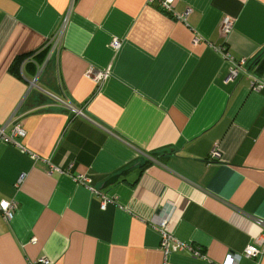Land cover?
Wrapping results in <instances>:
<instances>
[{
  "label": "crops",
  "instance_id": "obj_1",
  "mask_svg": "<svg viewBox=\"0 0 264 264\" xmlns=\"http://www.w3.org/2000/svg\"><path fill=\"white\" fill-rule=\"evenodd\" d=\"M221 48L253 73L264 0H0V126L26 133L0 142V264H264V89Z\"/></svg>",
  "mask_w": 264,
  "mask_h": 264
},
{
  "label": "built area",
  "instance_id": "obj_2",
  "mask_svg": "<svg viewBox=\"0 0 264 264\" xmlns=\"http://www.w3.org/2000/svg\"><path fill=\"white\" fill-rule=\"evenodd\" d=\"M174 0H158L159 5L161 6V8L163 10H171L172 8V4H173ZM183 16L180 15V17ZM232 23H233V19L231 17L225 16L221 19V21L219 22L218 28L219 31L221 33H223L224 35L226 33H228L231 28H232ZM200 40V37L196 36L193 41L197 42ZM114 47H118L119 46V42L116 40H113L112 42ZM221 54L222 57L224 59H226L229 63L228 66V73H227V80L229 79H233L235 77H237V75L240 73V71L248 74V76L251 79V87L254 90H262L264 89V82L258 78L255 74H253L255 72V67L253 68V66L257 65V62L253 63L250 66V69L253 71V73H249L248 69L245 67L246 66V60L244 58H240V59H236L235 57H233L227 50L226 48H221ZM88 75L90 76V78L95 81V82H99L101 80H103L106 76L107 73L105 71L102 70H97L94 69L93 67H91L88 71ZM57 101H59V103H61L62 105H64V107L75 114H80L81 111L79 109H77L76 107H74L73 105H70L69 103L63 102L60 98L58 97H54ZM12 127H10V130H6V125H2L0 126V142L2 143H14L17 144L22 150H24L20 144H18L16 142V138L18 137H24L25 136V131L24 129H22L21 125L16 121V119L12 120ZM211 156L212 157H218L219 153L217 150L213 149L211 152ZM52 170H58V167H54L51 166ZM74 180L80 184H83L87 189H89L90 191L96 193V194H100L101 196V200H100V208L101 209H105L107 204L112 203V198L108 195H102L100 193V191L94 187L92 185V179L86 175H76L73 176ZM15 209V203L14 202H10L7 200H0V212L2 213L3 217L6 220H9L12 218L13 215V211ZM155 227L156 229H158L159 233H160V244H161V248L163 249L164 254L169 253L170 251H176V250H180L183 247L181 246L180 243L175 242L174 244H171V242L173 241L172 235L170 233V230L168 229V220L167 218L161 217L156 223H155ZM258 242L262 243L263 239L261 237H258ZM264 246V245H263ZM263 248H260L256 245H249L244 249V255L246 257H257L260 254H262ZM240 256L234 253H228L226 255V263L225 264H237L238 260H239ZM38 263L40 264H52L48 259L46 258H40L38 260Z\"/></svg>",
  "mask_w": 264,
  "mask_h": 264
},
{
  "label": "trees",
  "instance_id": "obj_3",
  "mask_svg": "<svg viewBox=\"0 0 264 264\" xmlns=\"http://www.w3.org/2000/svg\"><path fill=\"white\" fill-rule=\"evenodd\" d=\"M257 64H258V62H257ZM264 68V57L262 58V60L259 62V64H258V66H257V68L256 69H258V70H262ZM152 157L153 156H157V154H153L152 153V155H151ZM155 158V157H154ZM147 161H149V160H147ZM146 161V163H148Z\"/></svg>",
  "mask_w": 264,
  "mask_h": 264
},
{
  "label": "water",
  "instance_id": "obj_4",
  "mask_svg": "<svg viewBox=\"0 0 264 264\" xmlns=\"http://www.w3.org/2000/svg\"><path fill=\"white\" fill-rule=\"evenodd\" d=\"M118 177L117 176H113L111 178H109L108 180H106L103 184L102 187H105L107 185L112 184Z\"/></svg>",
  "mask_w": 264,
  "mask_h": 264
}]
</instances>
